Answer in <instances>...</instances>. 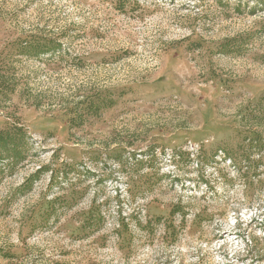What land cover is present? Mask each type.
Returning a JSON list of instances; mask_svg holds the SVG:
<instances>
[{
    "label": "rangeland",
    "instance_id": "374dc122",
    "mask_svg": "<svg viewBox=\"0 0 264 264\" xmlns=\"http://www.w3.org/2000/svg\"><path fill=\"white\" fill-rule=\"evenodd\" d=\"M0 134V264H264V0H0Z\"/></svg>",
    "mask_w": 264,
    "mask_h": 264
},
{
    "label": "trees",
    "instance_id": "16d2710c",
    "mask_svg": "<svg viewBox=\"0 0 264 264\" xmlns=\"http://www.w3.org/2000/svg\"><path fill=\"white\" fill-rule=\"evenodd\" d=\"M9 144H10V139L8 137L4 138L3 135L0 134V145L2 146V149H7L9 147Z\"/></svg>",
    "mask_w": 264,
    "mask_h": 264
}]
</instances>
